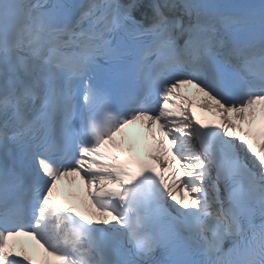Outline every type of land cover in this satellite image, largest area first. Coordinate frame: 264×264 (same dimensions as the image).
Listing matches in <instances>:
<instances>
[{
	"label": "snow or ice",
	"instance_id": "snow-or-ice-1",
	"mask_svg": "<svg viewBox=\"0 0 264 264\" xmlns=\"http://www.w3.org/2000/svg\"><path fill=\"white\" fill-rule=\"evenodd\" d=\"M137 121L151 164L109 147ZM74 175L89 215L57 196ZM20 237L59 264H264V0H0V264H37Z\"/></svg>",
	"mask_w": 264,
	"mask_h": 264
},
{
	"label": "bare ground",
	"instance_id": "bare-ground-1",
	"mask_svg": "<svg viewBox=\"0 0 264 264\" xmlns=\"http://www.w3.org/2000/svg\"><path fill=\"white\" fill-rule=\"evenodd\" d=\"M184 94L189 98L190 101L192 102H197L198 104H202L204 102V99L201 98L200 93L197 89L191 87V86H184ZM178 102H184V101H178ZM209 110V116L210 120L212 122L216 121L218 122L217 124H220L222 122V117L221 115L216 111V109L213 107ZM233 117H235V114H232ZM239 123V121H237ZM246 123L243 125L245 128ZM155 133L157 136H159V126L157 125L155 128ZM136 134V136H135ZM124 141H126L127 145L130 143H137L141 146L144 147V149L149 152L151 155L154 154L156 150V143L153 139V131L149 130L147 127V122L146 121H137L132 125H129L127 128L124 129L122 133H118L115 139V146L110 144L111 149L113 151H119L120 148H124L127 145H124ZM67 188L69 190L73 189L78 194L85 199L88 196V193H86L87 188L84 182L80 179L79 176H70L64 178L58 185V190ZM185 196L187 193L184 194ZM177 198H180V193L177 192Z\"/></svg>",
	"mask_w": 264,
	"mask_h": 264
}]
</instances>
